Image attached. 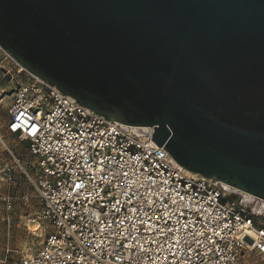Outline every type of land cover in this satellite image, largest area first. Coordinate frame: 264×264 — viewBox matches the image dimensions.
Instances as JSON below:
<instances>
[{
    "label": "water",
    "instance_id": "95a60500",
    "mask_svg": "<svg viewBox=\"0 0 264 264\" xmlns=\"http://www.w3.org/2000/svg\"><path fill=\"white\" fill-rule=\"evenodd\" d=\"M0 44L191 172L264 200V0H0Z\"/></svg>",
    "mask_w": 264,
    "mask_h": 264
},
{
    "label": "built area",
    "instance_id": "2783aa9c",
    "mask_svg": "<svg viewBox=\"0 0 264 264\" xmlns=\"http://www.w3.org/2000/svg\"><path fill=\"white\" fill-rule=\"evenodd\" d=\"M0 54L14 86L7 128L28 144L32 159L21 167L41 201L29 221L45 225L41 247L21 251L20 264H235L247 250L264 256V212L249 208V193L180 165L152 139L153 127L109 119L1 44Z\"/></svg>",
    "mask_w": 264,
    "mask_h": 264
},
{
    "label": "rangeland",
    "instance_id": "374dc122",
    "mask_svg": "<svg viewBox=\"0 0 264 264\" xmlns=\"http://www.w3.org/2000/svg\"><path fill=\"white\" fill-rule=\"evenodd\" d=\"M10 67L0 54V264H20L21 251L34 252L45 237L44 223L39 228L29 221L41 201L21 167L32 159L28 144L7 128L14 89L9 83ZM247 205L255 210L253 203ZM235 264H264V256L247 250Z\"/></svg>",
    "mask_w": 264,
    "mask_h": 264
},
{
    "label": "bare ground",
    "instance_id": "6f19581e",
    "mask_svg": "<svg viewBox=\"0 0 264 264\" xmlns=\"http://www.w3.org/2000/svg\"><path fill=\"white\" fill-rule=\"evenodd\" d=\"M228 184V183H227ZM230 185V184H229ZM232 186V185H231ZM233 187V186H232ZM246 193V192H244ZM247 197L249 198L250 203H253V209H255L258 212L263 213L264 212V201L260 200V199H256L254 197H252L250 194H247ZM250 205V204H249Z\"/></svg>",
    "mask_w": 264,
    "mask_h": 264
}]
</instances>
